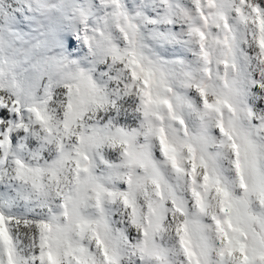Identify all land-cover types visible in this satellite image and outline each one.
Returning a JSON list of instances; mask_svg holds the SVG:
<instances>
[{"label": "snow or ice", "instance_id": "obj_1", "mask_svg": "<svg viewBox=\"0 0 264 264\" xmlns=\"http://www.w3.org/2000/svg\"><path fill=\"white\" fill-rule=\"evenodd\" d=\"M0 264H264V0H0Z\"/></svg>", "mask_w": 264, "mask_h": 264}]
</instances>
